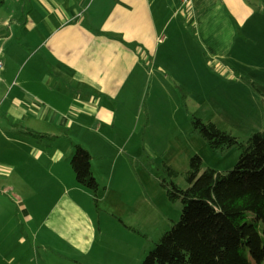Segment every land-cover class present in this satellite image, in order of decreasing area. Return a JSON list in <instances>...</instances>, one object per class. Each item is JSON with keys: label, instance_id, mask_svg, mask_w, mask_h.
<instances>
[{"label": "crops", "instance_id": "crops-1", "mask_svg": "<svg viewBox=\"0 0 264 264\" xmlns=\"http://www.w3.org/2000/svg\"><path fill=\"white\" fill-rule=\"evenodd\" d=\"M0 7V188L15 194L0 200V264H41V248L43 264H76L91 256L71 244L66 252L39 243L36 233L31 252L23 250L32 223L42 220L40 235L64 224L36 217L27 192L78 188L93 199L76 181V145L92 154V170L109 190L95 166L106 154L85 142L96 135L107 145L100 131L119 116L123 97L135 100L133 89L145 74L176 79L189 69H207L232 79L239 76L234 66H245L247 58L264 64V0H191L185 7L180 0H5ZM173 46L179 48L173 52ZM187 47L196 48L192 60L180 53ZM40 208L36 202L37 214ZM11 224L22 227L21 238L6 231ZM80 236L72 240L85 239ZM17 242L23 253L15 255ZM96 258L92 254L90 264H106Z\"/></svg>", "mask_w": 264, "mask_h": 264}, {"label": "rangeland", "instance_id": "rangeland-1", "mask_svg": "<svg viewBox=\"0 0 264 264\" xmlns=\"http://www.w3.org/2000/svg\"><path fill=\"white\" fill-rule=\"evenodd\" d=\"M177 48L171 50L175 52ZM180 53L192 60L197 52L195 47H187ZM243 63L245 66H234L239 75L237 79L197 69L196 65L194 72L189 69L188 75H176L180 80L163 79L157 73L145 74L133 89L135 100L132 101V96L130 100L123 97L126 103L118 102L119 116L100 131L106 136L108 146L101 144L96 135H91L94 137L91 144L85 142L91 151L106 154L103 160H95V166L97 172L107 176L110 189L105 191V186L101 185L97 205L78 188H71L76 191L73 194L70 190L64 192L63 188H30L27 197H30L28 205L32 206V213L47 218L49 223L59 219L64 224L59 228H44L41 235L42 220L32 223L31 227L27 225L31 242L24 239L23 250L31 252V244L37 242L38 235L39 243L55 249L71 252L67 245L71 244L79 247L80 252H92L86 259L79 258L76 264L92 263V254L98 256L99 263L104 260L106 264H142L163 235L180 220L183 210L181 201L169 200L162 185L164 177L169 180L164 164L182 173L189 169L190 160L196 154L203 159V170L228 171L239 161L240 153L236 148L212 151L206 141L193 132V118L213 121L242 141L264 129V64H256L249 58ZM111 139L113 145H110ZM174 181L182 188L189 186L183 175ZM5 190L0 188L1 201L15 195L14 192L5 195ZM36 202L41 204L38 214L34 209ZM6 231L12 239L22 237V227L17 224L8 225ZM260 231L264 237L263 229ZM79 234L85 239L72 240ZM11 250L15 255L23 253L20 242L12 245ZM39 253L42 256L38 261L43 264L45 248ZM31 254L35 255V251ZM50 264L58 263L51 260Z\"/></svg>", "mask_w": 264, "mask_h": 264}, {"label": "trees", "instance_id": "trees-1", "mask_svg": "<svg viewBox=\"0 0 264 264\" xmlns=\"http://www.w3.org/2000/svg\"><path fill=\"white\" fill-rule=\"evenodd\" d=\"M4 3L0 0V6ZM192 128L214 152L236 148L239 161L228 171L203 170V159L196 154L182 173L164 164L169 180L164 177L162 185L183 210L142 264H264V129L242 141L200 117L193 118ZM92 159L85 147L76 145L72 167L77 182L98 205L101 186ZM179 175L187 188L174 181Z\"/></svg>", "mask_w": 264, "mask_h": 264}, {"label": "built area", "instance_id": "built-area-1", "mask_svg": "<svg viewBox=\"0 0 264 264\" xmlns=\"http://www.w3.org/2000/svg\"><path fill=\"white\" fill-rule=\"evenodd\" d=\"M181 1V4H182V6H188L189 4H190V1L191 0H180ZM2 69H3V62H2V60L0 59V77H1V72H2ZM0 80H1V78H0Z\"/></svg>", "mask_w": 264, "mask_h": 264}]
</instances>
